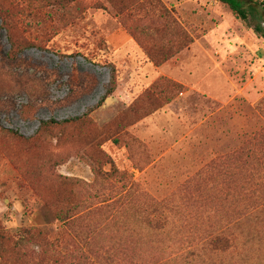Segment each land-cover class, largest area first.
<instances>
[{
    "label": "rangeland",
    "instance_id": "rangeland-1",
    "mask_svg": "<svg viewBox=\"0 0 264 264\" xmlns=\"http://www.w3.org/2000/svg\"><path fill=\"white\" fill-rule=\"evenodd\" d=\"M85 1L96 8L85 2L16 59L0 30V226L11 244L30 227L59 237L76 264L82 253L106 263L110 248L122 264L162 260L178 238L227 221L238 180L264 175L252 171L264 152V0L247 20L218 0L122 15ZM161 8L191 38L180 51L172 31L139 32L165 25L150 21ZM67 196L85 215L73 226L56 215ZM151 208L171 215L170 233L147 231ZM9 262L26 264L13 252Z\"/></svg>",
    "mask_w": 264,
    "mask_h": 264
},
{
    "label": "trees",
    "instance_id": "trees-1",
    "mask_svg": "<svg viewBox=\"0 0 264 264\" xmlns=\"http://www.w3.org/2000/svg\"><path fill=\"white\" fill-rule=\"evenodd\" d=\"M107 1L111 2L121 15L126 11H141V7L145 3L150 6L159 3L158 0ZM218 1L228 5L233 13L242 20H247L250 17L255 19L260 16L259 8L255 6L257 3L255 0ZM85 2V0H0V30L5 31L11 45L8 52L11 59H16L18 54L27 47L35 45L41 47V44L44 43L45 32L55 33L59 27L73 25L81 18L82 13L87 11L86 9L91 6L96 8V3L92 2H86L89 7H85ZM261 4L264 6L263 2ZM161 11V17L150 21L158 22L159 19H162L165 25L162 27L154 25L152 28L143 26L139 32L152 36L151 29L156 33L172 31L174 36L181 40L178 43V51L182 50L191 42V38L177 24L167 8H161ZM257 27L261 29L259 25ZM41 31L43 35L39 34ZM27 32L35 33L33 40L25 35ZM142 40L144 41V39ZM90 78L93 81L91 76ZM51 123L54 121H44L43 129ZM13 133L18 135L17 132ZM249 155L252 156L250 153ZM261 155L263 156L257 160L256 167L252 168V171L264 170V152ZM259 156L258 154L252 157L258 158ZM112 166L116 173L115 164ZM95 173L98 178H106V174L102 171ZM227 196L230 200L229 217L217 229L211 230L208 234L201 235L193 232L178 238L166 250L168 256L162 260L148 263L144 260L136 262L131 259L129 264H264V175H251L238 180L235 190H230ZM62 202L66 206L59 207L58 214H56L61 221L71 223L73 226L77 220L85 216L79 214L81 210L76 211L72 206L77 202L71 196L65 197ZM170 217L171 215L165 209L160 211L151 208L144 211L142 220L147 231L154 232L156 235H164L171 232L168 227ZM59 239V237H52L46 231L44 234L40 228L30 227L22 230L17 240L11 244L7 229L0 226L1 262L2 264H11L9 260L13 252L24 258L26 264H76L74 257L73 262L70 261V256L73 253L65 254L61 251ZM91 246V240H88L87 248L90 250ZM107 251L109 253L106 256L102 254L106 259V263L102 264H122L116 257V254H119L118 249L110 248ZM97 259H99L98 256ZM88 260L89 256L85 253L79 256V264H88Z\"/></svg>",
    "mask_w": 264,
    "mask_h": 264
}]
</instances>
